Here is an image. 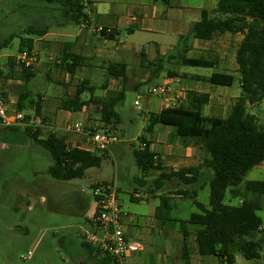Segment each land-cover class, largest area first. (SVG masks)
Returning <instances> with one entry per match:
<instances>
[{"label": "trees", "instance_id": "obj_1", "mask_svg": "<svg viewBox=\"0 0 264 264\" xmlns=\"http://www.w3.org/2000/svg\"><path fill=\"white\" fill-rule=\"evenodd\" d=\"M42 1L56 5L60 23H70L78 27L87 24L88 18L82 1ZM214 14V17L209 18L207 13H202L200 21L192 25L189 35L180 38V44L173 54L165 58L158 57L148 63L149 80L156 78L168 65L206 69L217 66L216 59L189 58L187 55L190 47L182 45L187 37L199 41H212L223 35L241 36L242 39L234 55L240 96L236 98L226 118L204 116L202 111L209 104V96L195 92H187L185 102L178 106L148 114L145 133L152 132L159 125L171 127L174 137L192 143L199 148L204 157L196 167L181 169L176 173L161 174L152 181L147 190L159 191L163 183L172 178L177 179L182 186L189 187L197 182L202 171L211 172L207 207L197 202V192L178 190L171 194L182 195L191 200L198 212L192 213L187 220H174L171 217L172 206L169 200L161 196L155 218L160 228L169 221L178 223L183 237V253H188V241L193 238L199 256H213L219 259L221 264H235L234 251L247 261H255L261 259L260 252L264 245V227L257 215V212L264 209V181L245 184L242 181L252 169L264 163V128L260 127L255 116L247 111L248 105L260 104L264 101V0H218ZM47 32V27L30 26L24 33L32 37H43ZM102 35L111 37L105 33ZM32 37L20 38L17 53L33 50ZM14 38L10 36L2 41L0 50L7 48ZM63 54L58 69L74 75L82 65L83 58L70 52L65 54L63 51ZM6 66L9 68L10 76L18 73L19 79L24 84L35 77L33 70L17 67L14 58H8ZM1 75L0 70V77ZM109 75L114 79H124L126 67L111 65ZM167 77L176 78L178 75L168 69ZM201 81L212 86L230 88L234 84L235 77L231 74L213 73L210 77L202 78ZM93 91L87 81L81 82L74 96L60 100V109L76 113L85 106L96 105L100 108L101 122L114 131L115 127L121 124V117L116 109L125 99L124 92L116 93L114 97L107 99H99L93 96ZM85 94L89 95L87 100L83 98ZM27 97L26 93L20 94L16 109L23 112L28 108L33 112L34 117H41L42 107L39 98L37 101L31 100L26 105ZM0 98L7 101V93L0 91ZM31 118L32 116L25 115L24 123L27 124ZM25 133L36 145L49 153L52 165L48 169V175L57 181L82 179L87 170L100 168L108 158L107 151L91 153L71 148L65 136L51 134L41 138L40 129L28 126H25ZM138 140L145 147L143 150H133V158L143 175L139 180L140 187L145 188L146 175L151 170H159V167L155 166L156 155L150 152V144L145 136H141ZM228 190L232 198L241 200L238 206L224 203ZM82 239L81 246L86 252V263L113 264L110 257L85 243L83 237Z\"/></svg>", "mask_w": 264, "mask_h": 264}, {"label": "rangeland", "instance_id": "obj_2", "mask_svg": "<svg viewBox=\"0 0 264 264\" xmlns=\"http://www.w3.org/2000/svg\"><path fill=\"white\" fill-rule=\"evenodd\" d=\"M56 8L55 4L49 5L42 0H0V43L10 36L15 37L7 48L0 50L2 73L0 86L7 93H11L9 94L11 99L12 96L19 99L20 94L26 93L28 95L26 105L31 100L37 101L38 97L43 99V104L48 106L49 111L47 120L36 126V129H40L42 137L48 134L43 125H51V106L59 105V101L55 104L53 100L73 96L75 87L80 84V81L70 79L66 82L65 75L53 67L58 53L57 48H48L45 57L39 47L35 50L39 59L33 69L36 72L35 77L25 86L12 84L5 87L2 81L8 77L9 81H14L13 83L16 81L22 83L18 73L10 76L9 68L6 66L7 59L17 54L20 38L32 37L24 33L27 27H44L46 24L60 21ZM126 34L127 31L123 29L122 41H126ZM239 40L240 36L226 35L218 36L209 42L194 40L191 37L183 41L182 45L194 49L187 55L189 58L216 59L217 66L212 69L168 65L162 73L151 80L149 71L140 73L130 70L129 75L117 83L120 89H125V99L116 109L122 122L113 131L119 142L110 148L109 156L100 168L87 170L82 179L68 182L52 179L48 175V169L52 165L49 153L27 136L25 126L14 130L0 126V264H89L85 261L86 252L81 245L83 233L89 230L87 221L95 212L93 186L102 184L100 183L102 181L114 183L115 188L121 192V199L132 194L134 188L139 189L135 179L140 180L142 172L133 163L132 151L141 145L138 137L144 134L142 130L148 125L149 88L155 84H168L174 94L183 84L185 93L196 90L208 93L213 101L203 108L202 114L207 117L226 118L241 93L238 75H234L235 81L230 88L210 87L206 82L195 88V85L187 86L185 83L190 81L189 79L198 81L210 77L213 73L231 74L234 65L237 67L234 55ZM50 67L52 68L48 69ZM168 69L176 72L178 78H168ZM105 79L104 76L93 78L95 96L102 95L99 89ZM115 86L110 85L112 88ZM84 98L87 100L89 95L85 94ZM167 98L176 105L181 100L175 99L173 95ZM136 100H139V106L134 105ZM167 104L172 107L171 101ZM12 106L16 108V103H12ZM247 111L255 116L257 124L264 128V101L248 105ZM22 113L31 115L28 108ZM75 122L80 124L85 132L86 125L82 116L74 114L70 124ZM96 122L99 124V121ZM54 127L56 133L60 135V124ZM102 129L99 124L92 128V132L96 133ZM148 137L147 134L146 139L149 141ZM242 181L243 184L264 181V164L252 169ZM208 199L207 188L199 195L198 201L207 204ZM237 202L238 199L231 198L228 190L224 203L235 206ZM257 215L264 227V209L257 212ZM233 254L235 264H264V245L259 260L247 261L241 254L235 251Z\"/></svg>", "mask_w": 264, "mask_h": 264}, {"label": "crops", "instance_id": "obj_3", "mask_svg": "<svg viewBox=\"0 0 264 264\" xmlns=\"http://www.w3.org/2000/svg\"><path fill=\"white\" fill-rule=\"evenodd\" d=\"M80 1L83 3L85 0ZM217 2L218 0H90L84 6V12L88 18L87 24L79 27L70 23L60 22L46 24L44 27L48 28L47 34L43 37H32L33 50L40 49L41 54L45 57L48 48H57L58 53L53 62V67L56 70H59V60L64 55L63 51H65V54H69L70 52L71 54L82 57L83 63L74 75L62 72L66 77V82H69V79L72 81L76 80L77 82L80 81V83L87 81L89 87L94 90L93 96L95 98L107 99L114 97L116 93L125 91L124 88L120 89L117 85L118 81L122 82V79L110 77L109 67L111 65H124L126 67V76L127 74L129 75L130 70H136L140 73L149 71L147 67L149 66V62L155 61L158 57L165 58L176 51L178 44H180V38L189 35L192 25L200 21L202 13H207L209 18L215 16ZM96 28L108 30L109 33L107 35H111V37L107 38L104 35L95 33L94 30ZM123 29L127 31L126 41L121 40V32ZM241 39L242 37L240 36L239 42ZM64 44L65 47L63 48ZM193 50L190 47L188 55ZM15 56L11 57L14 58ZM236 70L237 67L234 65L231 75H238ZM42 73L45 74L44 72ZM6 75L4 74V76ZM101 76L106 77V79L100 85L99 91L102 95L98 97L94 95L96 88L93 86L94 83L92 84V80L95 77ZM9 80L5 79L2 81V84L5 87H9L12 84L25 86L22 81L23 84L16 83L17 81L13 83L14 81ZM189 80L185 85H195V88H198L203 83V81H197V79ZM206 84L210 87H215L209 83ZM110 85L116 86L112 88ZM182 85L178 87L177 91L185 90ZM1 87L0 91L7 93ZM76 90L77 87H75L74 95ZM187 92L207 94L209 96V104L213 101L212 96L208 93L197 90ZM186 93H184L185 96L178 97L181 100L177 105L172 100L160 99L150 95L148 98L147 114L159 113L161 110L169 108L167 103L170 101L172 107L178 106L185 102ZM9 94L11 93H7V100L11 104H17L18 98L15 99L12 96L11 99ZM38 98L42 107L41 117H34L33 112L30 111V116L33 117V120L36 119V122L32 120L35 128L40 122L47 120L46 116L49 111L48 106H44L43 99ZM60 100L59 98L53 100L55 104L59 101V105L55 107L51 106V125H43L48 131V134L42 137L40 133V137L46 138L51 134L65 136L71 148L90 152L89 135L92 132V128H95L99 124L100 128L106 127L100 120V108L96 105H88L83 107L80 112H65L60 109ZM59 114L60 116L58 117ZM74 114H79L85 120L86 126L83 134H66L62 129L67 123L70 124ZM96 121H99V124ZM58 123L61 126L60 135L54 129V126ZM108 128L110 129V126ZM142 133L144 134L138 138L141 136H145L146 138V135H149V141L147 139L146 141L150 144V152L156 155L155 166H158L159 170H151L146 175L145 188L140 187L141 182L135 179L139 189L134 188L132 194H129L125 199H121V192L118 190L123 209L128 214V218L125 220L126 236L129 240L141 244L140 251L129 256V264H221L216 257L199 256L193 238H190L188 241V253H183V237L178 223L169 221L165 223L164 227L160 228L155 218V211L160 205L159 198L161 196L169 200L172 206L171 217L174 220H187L192 213L198 212L191 200L184 198L182 195H174L171 193L178 190L195 191L197 192L196 200L199 202V195L206 191L207 188L209 189L210 172L206 170L202 171L197 182L189 187L181 186L179 182H176L177 179L172 178L171 180L165 181L159 191L147 190L150 188L151 182L161 174L176 173L181 169L198 166L204 157L203 153L192 143L184 141L182 138L174 137V132L171 127L159 125L150 133H145L144 129ZM107 152L109 154L110 149ZM133 163L135 164L134 158ZM100 183L114 185V183L104 181ZM237 199L238 202L235 206L241 203V200L239 198ZM202 205L207 207L208 203ZM89 221L90 219L87 221L88 227L90 226Z\"/></svg>", "mask_w": 264, "mask_h": 264}, {"label": "built area", "instance_id": "obj_4", "mask_svg": "<svg viewBox=\"0 0 264 264\" xmlns=\"http://www.w3.org/2000/svg\"><path fill=\"white\" fill-rule=\"evenodd\" d=\"M89 2L90 0H85L82 5L85 6ZM94 31L99 35L109 33L103 28H96ZM14 61L19 68L33 70L39 59L37 52L31 50L17 53ZM172 91L168 84H155L149 88L148 93L152 97L160 99H168L169 95H173L177 99L185 93V90H175L174 94ZM134 105L139 106V100H136ZM24 120L25 115L22 112L14 108L8 100L4 101L0 98V126L4 128L35 127L36 119L33 120V117L27 124L24 123ZM63 131L66 134L84 133L83 127L77 123L66 124ZM89 139L91 153L107 151L119 142V139L108 127L96 133L91 132ZM144 147V145H140L138 150H143ZM92 194L95 200V212L89 221V230L83 233L85 243L110 257L113 264H129V256L139 252L141 244L129 240L126 236L125 220L128 218V214L123 209L118 190L113 184H97L93 186Z\"/></svg>", "mask_w": 264, "mask_h": 264}]
</instances>
